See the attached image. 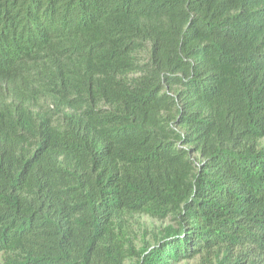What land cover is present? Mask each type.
<instances>
[{"label": "trees", "instance_id": "16d2710c", "mask_svg": "<svg viewBox=\"0 0 264 264\" xmlns=\"http://www.w3.org/2000/svg\"><path fill=\"white\" fill-rule=\"evenodd\" d=\"M195 259L264 264V0H0V264Z\"/></svg>", "mask_w": 264, "mask_h": 264}, {"label": "rangeland", "instance_id": "374dc122", "mask_svg": "<svg viewBox=\"0 0 264 264\" xmlns=\"http://www.w3.org/2000/svg\"><path fill=\"white\" fill-rule=\"evenodd\" d=\"M131 235L137 247H142L147 243H153L156 236H160L168 225H176V220L172 217L158 219L148 215L136 214L130 219ZM198 260H191L190 264H197Z\"/></svg>", "mask_w": 264, "mask_h": 264}]
</instances>
